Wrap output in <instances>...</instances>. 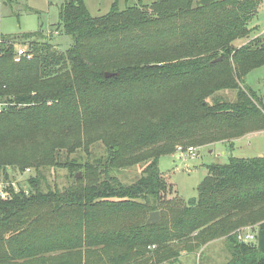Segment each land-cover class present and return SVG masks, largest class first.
<instances>
[{"label": "trees", "instance_id": "16d2710c", "mask_svg": "<svg viewBox=\"0 0 264 264\" xmlns=\"http://www.w3.org/2000/svg\"><path fill=\"white\" fill-rule=\"evenodd\" d=\"M261 3L115 0L92 17L84 0H68L56 25L71 38L64 52L25 33L15 61L12 39L0 37L1 175L35 171L28 190L0 199V264H183L182 252L218 239L227 264H264V157L206 165L197 196L181 204L158 169L180 147L264 132V95L244 86L264 66V36L233 45L250 36ZM220 90L235 100L208 102ZM78 151L84 161L71 158ZM139 164L133 183L116 176ZM50 168L66 170L69 185L49 188ZM243 228L252 241L237 240Z\"/></svg>", "mask_w": 264, "mask_h": 264}, {"label": "rangeland", "instance_id": "374dc122", "mask_svg": "<svg viewBox=\"0 0 264 264\" xmlns=\"http://www.w3.org/2000/svg\"><path fill=\"white\" fill-rule=\"evenodd\" d=\"M68 0H0V37H10L16 50L27 49V43L22 35L25 33L40 32L46 40L64 52L71 45V38L61 33L56 28L59 21L58 15L61 6ZM115 0H84L85 5L92 17L106 14ZM156 0H141L143 5L149 6ZM120 9L138 4V0H117ZM250 36L243 40H237L234 46H241L258 36H264V0L257 9L256 16L251 21ZM244 86L254 90L260 97L264 95V66L251 71L244 78ZM236 92L232 90L217 91L208 102L214 99L234 101ZM93 152L97 155L103 153V147L97 145ZM190 147V146H189ZM187 147V148H189ZM196 150L195 157L186 152L176 150L171 155L160 157L158 169L165 181L173 186V195L177 196V203H184L190 198L197 196V187L206 175L205 166L209 164H226L230 157L234 158H257L264 157V132H255L235 139L232 144L227 142L216 143L202 148L191 146ZM181 148V147H180ZM185 151L183 148H181ZM177 155V158L175 157ZM71 158L79 162L83 161L86 154L78 151ZM143 165H134L116 172L118 179L124 184L133 183L141 174ZM8 176L6 183L14 184L17 190H28L27 179L35 175L33 169H25L23 172L16 168H5ZM47 186L51 189H64L71 179L66 170L47 169L44 172ZM80 175V174H79ZM46 184L43 189L46 190ZM172 196V195H171ZM171 199V197H168ZM149 216V215H148ZM148 218V217H147ZM245 234H253L252 228H243L237 234L242 237ZM240 242H248L239 240ZM231 257V250L226 239L211 241L201 251L192 253L182 252L179 261L183 264H227ZM147 264V263H146ZM178 264V263H163Z\"/></svg>", "mask_w": 264, "mask_h": 264}, {"label": "built area", "instance_id": "2783aa9c", "mask_svg": "<svg viewBox=\"0 0 264 264\" xmlns=\"http://www.w3.org/2000/svg\"><path fill=\"white\" fill-rule=\"evenodd\" d=\"M25 55V51L22 49H18L16 51V58L15 61H18L21 56ZM178 151L181 152H186L187 155H191L195 157L196 150L192 147L186 148L185 151H183L181 148L177 149ZM7 173V172H6ZM7 181H3L1 171H0V199L1 200H7L11 197L12 194H17L20 192V190H17L12 183H6ZM239 240H244V241H252L253 240V235L252 234H245L242 237H238Z\"/></svg>", "mask_w": 264, "mask_h": 264}, {"label": "water", "instance_id": "95a60500", "mask_svg": "<svg viewBox=\"0 0 264 264\" xmlns=\"http://www.w3.org/2000/svg\"><path fill=\"white\" fill-rule=\"evenodd\" d=\"M214 1H216V0H198V5L199 6H207ZM219 61H221V58L214 60L213 63L219 62ZM104 76H105V78H109L112 76V74L111 73H105ZM77 176L80 177L79 174ZM159 221H160L159 213L157 211L151 212L149 214L147 220H146V225H154V224H157Z\"/></svg>", "mask_w": 264, "mask_h": 264}, {"label": "crops", "instance_id": "0c3cea01", "mask_svg": "<svg viewBox=\"0 0 264 264\" xmlns=\"http://www.w3.org/2000/svg\"><path fill=\"white\" fill-rule=\"evenodd\" d=\"M175 157L177 158V155Z\"/></svg>", "mask_w": 264, "mask_h": 264}]
</instances>
